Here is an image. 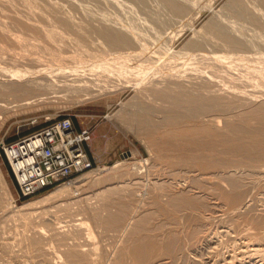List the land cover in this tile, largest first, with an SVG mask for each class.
I'll return each instance as SVG.
<instances>
[{
    "label": "rangeland",
    "instance_id": "374dc122",
    "mask_svg": "<svg viewBox=\"0 0 264 264\" xmlns=\"http://www.w3.org/2000/svg\"><path fill=\"white\" fill-rule=\"evenodd\" d=\"M165 1L167 0H0V74L8 76L11 73L10 67L28 69L29 64L38 67L41 61H32L38 55L43 59L48 57L45 61L59 57L64 58L66 63H77L78 70L84 68L83 71H87L85 74L89 75V82L97 89H92L93 96H89L88 90H83L82 93H70L66 96L60 93V97H56L51 94L33 95L34 93L32 96H21L20 93L28 90L41 92L33 87H25L23 91L0 88V94H4L0 95V111L5 119L0 122V139L4 142L12 141L68 114L76 130L87 129L90 138L98 141L99 149L107 147L104 150L107 154L105 160L91 161L84 148L89 140L83 143L88 163L86 168L61 182H65L64 184L45 187L29 197L19 201L17 199L18 203L15 204L17 195L14 179L0 154V177L3 179L0 181V192L6 195L5 208L0 211V264H65L69 249L88 253L89 261L92 259V263L95 262L93 264H144L143 253L132 248L135 243L129 237L139 220L144 217L146 220L143 228L134 232L136 234L133 237H138V241L146 246L148 264H224L223 259L229 254L228 249L239 242V233L244 234L240 229L247 228L250 222L254 228L258 224L259 228L264 226V164H244L236 155H222L221 152L218 154L196 145L198 140L204 141L198 143H206L208 140H216L222 133L233 134L227 127L234 128L236 125L229 123L238 120L236 116L240 117V112L246 113L263 104V100L260 103L261 99L249 101L247 98L251 94L260 95L259 89L247 83L233 89L227 84L229 81L225 80L223 84L208 76L201 77V80L192 78L195 84L177 78L185 83L183 88H190L189 90H192L190 84L195 86L198 83V86L205 87L206 90L204 81L209 84L219 82L212 86L208 84L210 98L209 93L199 87L197 89L203 93L194 94L195 99L190 95L189 101L184 102V96L188 95L180 94L179 99H184H180L183 102H179L181 105L178 103V95L169 96L170 100L172 98L171 103L182 106V109L173 104V107L170 106L171 103L166 104L170 102L167 92L157 88L158 85L160 87L161 80H157L160 73L156 79L151 74L157 68L149 73L144 72V76L140 74V77H135L133 71L122 70L127 69L124 65V68L112 65L115 58L123 55L130 59L133 53H141L147 47V50L153 48L157 55L165 58L156 67L167 63L165 61L169 58L188 61L192 57L197 59L198 56L212 58L220 55L231 58L235 54L249 56L250 62L252 61L241 62V65L256 63L257 67H264V24H251L247 18L237 15L232 8V0H176L186 6V12L181 16L175 14ZM244 1L257 8L258 13L264 12V8L254 0ZM62 18L67 22H60ZM216 21L228 26V29H236V33L246 39V51H233L220 38L211 36L209 25ZM91 29H103L109 34L119 33L129 39L131 45L118 48L107 46ZM210 40L214 42L209 44ZM195 41L206 45L203 53L192 52L191 44ZM47 48L59 52V55H54ZM34 52L35 54H31ZM28 54L32 55V59ZM70 57L75 60H70ZM206 61L204 65L209 66V60ZM237 62L234 60V64ZM210 65L219 67L216 65H220V62ZM186 73L193 76L192 71ZM8 77L0 78V82H9ZM146 87H151V90ZM239 88L244 90L239 91ZM223 90H228L224 93L230 95L221 94ZM150 91L163 93L158 94L160 101H153L151 96H146L152 93ZM166 97L167 101L164 100ZM260 98H264V95ZM143 117L149 119L146 125L138 123V118ZM252 117L236 122L241 126L248 125L257 132L263 131L264 122ZM220 148L222 147L219 146ZM228 177L243 181L242 189L245 190L240 193L242 198L238 196L240 200L243 199L241 203L237 198L239 205L235 202L234 206L224 199V195L230 190L224 181ZM59 188L66 191L60 196H53L54 191ZM113 191H116L115 194ZM169 194L175 195L180 201L182 207L177 212L163 200ZM48 195H51L48 200H42L34 210H30L28 204ZM160 195H163L161 200ZM109 196L110 204L114 205L113 211L119 210L120 202L134 210L132 214L127 213L129 210H123L127 211L126 219L131 223L121 233L115 232L111 227L98 225L91 213V209L105 202L102 198ZM243 201L247 204L244 205ZM10 202L13 204L10 205ZM247 220H250L249 223ZM236 228L239 229L236 231ZM63 233L69 235L64 244L55 238L57 234ZM32 235H39L43 242L39 250L26 253L27 249L21 239ZM91 261L89 264H92Z\"/></svg>",
    "mask_w": 264,
    "mask_h": 264
},
{
    "label": "bare ground",
    "instance_id": "6f19581e",
    "mask_svg": "<svg viewBox=\"0 0 264 264\" xmlns=\"http://www.w3.org/2000/svg\"><path fill=\"white\" fill-rule=\"evenodd\" d=\"M255 2H257L261 7L264 8V0H254ZM167 2V5L169 6V8L175 12V14H178V15H183L184 12H186V6L185 4L183 3H179L177 2L176 0H167L165 1ZM233 2V10L234 12L239 15V16H242V17H245L247 18L251 24H255V25H260L262 26L264 23L263 19H264V12H261L258 13V9L255 8V7H252L248 4V1H244V0H232ZM191 4V3H190ZM51 9V8H50ZM84 12V11H83ZM188 12V10H187ZM187 15V14H186ZM185 15V16H186ZM184 16V17H185ZM188 16V15H187ZM81 18V17H80ZM246 19V20H247ZM60 22H63V23H66L67 20L65 18H62L60 20ZM248 22V21H247ZM3 23V22H2ZM90 27V26H89ZM205 29V28H204ZM209 29H210V32H211V36L213 37H217V38H220L224 44L226 45V47H229L231 50L233 51H237V52H240V51H246L247 49V46H246V43H245V40L243 37L239 36L236 31L234 29H228V26H223L222 23H219V22H212V24L209 25ZM92 32L98 34L103 40L104 42L106 43L107 46H114L116 48L118 47H122V46H128V45H131V41L129 39H125L126 37H124V35H121L119 33H111L109 34L108 32L104 31L103 29H96V30H93L91 29ZM240 31V30H239ZM89 32V30H88ZM207 32V31H206ZM49 33V32H47ZM54 34V33H53ZM241 34V33H240ZM46 35V34H45ZM97 35V37H98ZM207 35V34H206ZM93 36V35H92ZM135 36V35H134ZM205 36V35H203ZM22 37V36H21ZM207 37V36H206ZM205 37V38H206ZM210 38V36H208ZM18 38V37H16ZM99 38V37H98ZM97 38V39H98ZM212 38V37H211ZM47 39V38H46ZM139 39V38H138ZM200 39V38H199ZM208 39V38H207ZM216 39V38H215ZM209 40V39H208ZM214 40V39H213ZM213 40H210L208 41V43L210 44V42H214ZM219 40V39H218ZM50 41V40H49ZM217 41V40H215ZM102 42V41H101ZM103 42V43H104ZM53 43V42H52ZM208 44V45H209ZM62 45V44H61ZM205 45V44H204ZM204 45L201 43V42H193L191 44V50L192 52H195V53H203L204 51ZM151 46V45H150ZM206 46V45H205ZM224 46V45H223ZM48 47V46H47ZM154 47V46H153ZM142 48V47H141ZM147 48V47H146ZM142 49L141 50V53H133V51L131 53H133L134 55L130 56L131 58L130 59H126L127 57H123V55L120 57V58H115L114 59V66H122L123 65L127 68V69H122V70H130V71H133L134 72V75L136 77V75H143L144 72H150L152 71V69H155L152 71V75H154V78L156 79V76L158 75L159 77L157 78V80H161V82H159L160 84V87L158 85L157 88H160V91H163V92H167L166 94L169 96H171L172 94L173 95H178V99H179V96L181 95H188V96H184V99H186L184 102L186 101H189L188 98H191L190 95H198L200 94L201 92L203 93V91L205 93H209L210 92V89L208 90L207 88L210 86H208L209 83H207V81H204V83L206 84V90H205V87H200L195 85H192V84H195L193 83L194 81H192V78L194 79H200L201 80V77L203 76H208L209 78L213 79L214 81L217 80L221 83L224 84L225 80H227L226 82L229 81V84L231 86V88H235L237 89L238 86L241 87L243 84L246 85L249 84V85H252V86H255L259 89V93L260 95H250L248 96L247 98H249V101L251 99H255V101H258L257 99H261L260 103L262 102V100L264 101V98H260L264 95V67H257L255 64L254 65H247L245 64L246 62H250V59H249V56H245V55H234V56H231V58H224L223 56H216V57H208V56H204L203 58L199 57L197 59H195V57L188 61L186 60H181L180 58H169L168 61H165L167 63L165 64H159V66L156 67V65L158 63H161V60L163 61V59L165 58H162L161 55H157L158 53L156 52V50H153V48L151 50H147V49ZM49 48H47L48 50ZM112 49V47H111ZM33 50V49H32ZM50 52H53L54 55L58 54L59 52H56V51H51L52 49L50 48L49 49ZM67 53V52H66ZM231 53V52H230ZM9 54V53H8ZM31 54H35L34 53H31ZM75 54V53H74ZM73 54V55H74ZM129 54V53H128ZM29 55V54H28ZM45 55L47 56V52L45 53ZM59 55V54H58ZM61 55V54H60ZM64 55V53H63ZM71 55V56H73ZM130 55V54H129ZM214 55V54H213ZM31 56V59H32V55H29ZM114 56V55H113ZM126 56V55H125ZM188 56V55H187ZM228 56V55H227ZM226 56V57H227ZM43 57H44V54H43ZM74 57V56H73ZM129 57V56H128ZM208 57V58H207ZM229 57V56H228ZM39 58V55L38 57ZM34 58L32 59L33 63H37V60L41 61L39 62V66L41 68H38L37 66H34V65H31L29 64L28 65V69L23 67V68H17V67H10V70L11 73L6 74V76L4 74H0V78H3V77H8V81L9 82H0V88L4 89V90H7V89H15L16 91H23L25 90V87L26 88H36L37 90H40L41 92L38 93L37 92H32L30 90H28L27 92H23V93H20L21 96H23L22 94H24L25 96L27 95H35V94H38V95H45V96H49L50 94L52 96H59L60 93L61 95H64L66 96L67 94H70L72 95V93H79V92H87V90L89 91L90 95L89 96H93L91 94V92H93V88L96 89L95 86H93L91 83L92 82H89L90 80L88 79L87 75L85 74V72L87 71H83V69L81 70H78L77 68V63H66L65 61H63L62 58H59V57H54L52 58L53 60L50 61V60H47L45 61L44 59H47V58ZM82 58V57H81ZM251 58V57H250ZM4 59V58H3ZM31 62V59L30 57L28 58ZM71 59H74V58H71L70 57V60ZM108 59V58H107ZM113 59V58H112ZM252 59V58H251ZM258 59V58H257ZM262 59V58H261ZM18 60V59H17ZM44 60V61H42ZM66 60V58H65ZM75 60V59H74ZM82 60V59H81ZM85 60V59H83ZM206 60H209L211 62L208 61V63L212 64L213 63H216V62H220V65H216V66H219V67H213L209 64L207 65H204V63H206L205 61ZM218 60V61H217ZM234 60L237 62L239 61L240 63H235L234 64ZM36 61V62H35ZM111 61V60H109ZM202 61H204V63H202ZM212 61H214L212 63ZM26 62V61H25ZM29 62V61H28ZM186 62V63H184ZM233 62V63H231ZM241 62H245L241 65ZM252 62V61H251ZM250 62V63H251ZM97 63V62H96ZM99 63V62H98ZM222 63V65H221ZM224 63V65H223ZM227 63V64H225ZM27 64V63H25ZM218 64V63H217ZM229 64V65H228ZM237 64V65H236ZM246 66H245V65ZM36 65V64H35ZM127 65V66H126ZM226 65V66H225ZM244 65V66H243ZM81 66V65H79ZM90 66V65H89ZM109 66V65H107ZM113 66V67H114ZM8 67V66H7ZM88 67V66H87ZM239 67V68H237ZM5 68V67H4ZM25 68V69H24ZM106 68V67H105ZM115 68V67H114ZM175 68V69H174ZM0 69H1V66H0ZM8 69V68H7ZM86 69V68H85ZM90 69V68H89ZM121 70V68H119ZM5 70V69H4ZM21 70H24V71H27L28 72H24V71H21ZM88 70V69H87ZM112 70V69H111ZM114 70V69H113ZM119 70V71H120ZM147 70V71H145ZM7 71V72H9ZM91 71V70H90ZM102 71V70H100ZM118 71V72H119ZM129 71V72H130ZM159 71V72H158ZM186 71H189L191 73L192 71V74L193 76L190 77L187 75ZM99 72V71H98ZM107 72V71H106ZM113 72V71H112ZM155 74H154V73ZM259 72V73H257ZM2 73V72H0ZM94 73V72H93ZM96 73V71H95ZM94 73V74H95ZM103 73V72H102ZM13 74H16V76H13ZM92 74V72L90 73ZM98 74V73H97ZM128 74V73H127ZM131 74V72H130ZM147 74V73H146ZM99 75V74H98ZM103 75V74H102ZM100 74V76H102ZM110 75V74H109ZM132 75V74H131ZM180 75V76H178ZM259 75V76H258ZM54 76V77H53ZM89 76V75H88ZM99 76V78H100ZM106 76V75H105ZM144 76V75H143ZM151 76V75H150ZM195 76V77H194ZM258 76V77H257ZM40 77H43V78H40ZM94 77V76H93ZM110 77V76H109ZM116 77V76H115ZM133 77V76H132ZM134 77V78H135ZM140 77V76H139ZM149 76L147 75V78ZM184 77V78H183ZM46 78V79H45ZM106 78V77H105ZM128 78V77H127ZM146 78V77H145ZM152 78V77H151ZM177 79V78H181L186 80V81H189L190 84L192 87V90H189V89H186V88H183V86H185V83H181L179 79L177 80H173V79ZM206 78V77H204ZM208 78V79H209ZM104 79V78H102ZM101 79V80H102ZM117 79V77H116ZM139 79V78H138ZM137 79V80H138ZM149 79V78H148ZM237 80L238 82L236 83L235 80ZM100 80V79H99ZM122 80V79H121ZM136 80V79H135ZM147 80V79H146ZM150 80V79H149ZM170 80V81H169ZM179 80V81H178ZM210 80V79H209ZM208 80V81H209ZM7 81V79H6ZM92 81H93V78H92ZM105 81V80H104ZM112 81V80H110ZM109 81V82H110ZM116 81V80H115ZM145 81V80H144ZM148 81V80H147ZM199 81V80H198ZM211 81V80H210ZM235 81V82H234ZM99 82V81H98ZM137 82V81H135ZM146 82V81H145ZM185 82V81H184ZM217 82V83H219ZM97 83V82H96ZM102 83V82H101ZM125 83V82H124ZM143 83V82H142ZM201 83V82H199ZM211 83V82H210ZM213 83V82H212ZM217 83L215 82V84H209V85H217ZM243 83V84H242ZM187 84V83H186ZM226 84V83H225ZM242 84V85H241ZM103 85V84H102ZM105 85V84H104ZM103 85V86H104ZM134 85H136L134 83ZM145 85V83H144ZM151 85V84H149ZM188 85V87L190 86ZM199 85H202V84H199ZM241 85V86H240ZM100 86V84H99ZM102 86V87H103ZM147 86V85H146ZM152 86L153 83H152ZM174 86V87H172ZM204 86V85H203ZM224 86V85H223ZM251 86V87H252ZM197 87L203 89V91H199L197 89ZM222 87V86H221ZM225 87V86H224ZM227 87V86H226ZM225 87V88H226ZM245 87V86H243ZM98 88V87H97ZM106 88V87H104ZM103 88V89H104ZM141 88V87H140ZM148 88V87H146ZM156 88V87H155ZM156 88V89H157ZM217 88H220V86H218ZM230 88V89H231ZM246 88V87H245ZM102 89V88H100ZM144 89V88H143ZM149 90H151V87L148 88ZM170 89V90H168ZM227 89L229 90V88L227 87ZM33 90V89H32ZM84 90V91H83ZM146 90V93L147 92V89ZM144 90V91H145ZM172 90V91H171ZM220 90V89H219ZM228 90H223V92L221 94L224 93V91H228ZM239 91L240 90H244V89H241L239 88L238 89ZM1 91V90H0ZM153 91V90H152ZM150 91V92H152ZM174 91H177L174 93ZM199 91V93L197 92ZM230 91H233V90H230ZM81 92V93H82ZM217 92V91H216ZM235 92V91H234ZM243 93H246L245 91H242ZM7 93V92H6ZM87 93V94H89ZM94 93V92H93ZM156 93V94H155ZM215 94V92H212ZM218 93V92H217ZM216 93V94H217ZM226 93V92H225ZM224 93V94H225ZM233 93V92H231ZM86 94V95H87ZM158 94L160 95H163V93H159V91H154L150 94H146V96H151V98L154 100H157V101H160L159 98H158ZM181 94V95H180ZM219 94V93H218ZM229 94V93H227ZM225 94V95H227ZM237 94V93H236ZM249 94V93H248ZM0 95H4V94H0ZM18 95V93H17ZM15 95V96H17ZM85 95V94H84ZM159 95V96H160ZM166 95V96H167ZM203 95V94H202ZM210 98V93L208 94ZM230 95V94H229ZM233 95V94H231ZM19 96V95H18ZM32 96V95H31ZM144 96V97H146ZM155 96V97H154ZM206 96V95H205ZM214 96V95H213ZM212 96V97H213ZM224 96V95H223ZM235 96V95H233ZM4 97V96H3ZM60 97V96H59ZM69 97V96H68ZM66 97V98H68ZM162 97V96H161ZM172 97V96H171ZM211 97V98H212ZM219 97V96H218ZM1 98V97H0ZM11 98V97H10ZM22 98V97H21ZM163 98V97H162ZM215 98V97H214ZM3 99V98H2ZM1 99V100H2ZM13 99V98H12ZM149 101H152L150 100V98H148ZM170 100V97L168 98ZM167 97L166 99L164 100H168ZM181 99V98H180ZM179 99L178 103L181 102ZM183 99V100H184ZM194 99H195V96H194ZM203 99V98H202ZM14 100V99H13ZM146 100V99H145ZM172 100V98H171ZM171 100L170 102H167L166 104H169L171 103ZM182 100V99H181ZM182 100V101H183ZM191 100V99H190ZM198 100V99H197ZM217 100V99H216ZM10 101V100H9ZM163 101V99L161 100ZM176 101V100H175ZM204 101V100H203ZM11 102V101H10ZM232 102V101H231ZM8 103V102H7ZM162 103V102H161ZM183 104V102H181ZM211 103V102H210ZM259 103V102H258ZM257 103V104H258ZM143 104V103H142ZM152 104V102H151ZM157 104V102H156ZM173 103H171L170 106H172ZM180 104V103H179ZM197 104V103H196ZM165 105V104H163ZM168 105V106H169ZM181 105V104H180ZM180 105H174L173 106H177V107H180ZM200 105V104H199ZM245 105V104H244ZM259 105V104H258ZM172 106V107H173ZM187 106H189L187 104ZM192 106V105H191ZM194 106V105H193ZM237 106V105H236ZM246 106V105H245ZM11 107V106H10ZM170 107V108H172ZM232 107V106H231ZM0 108H1V105H0ZM176 108V107H175ZM173 108V109H175ZM182 108V106L180 107ZM192 108V107H191ZM190 108V109H191ZM172 109V110H173ZM183 109V108H182ZM194 109V108H193ZM206 109V108H205ZM227 109V108H225ZM250 109V108H249ZM178 110V109H177ZM181 110V109H179ZM186 110V109H185ZM183 110V111H185ZM201 110V109H200ZM171 111V110H170ZM174 112V111H173ZM182 112V110H181ZM214 112V111H213ZM170 113V112H169ZM185 113V112H184ZM239 113V112H238ZM177 114V113H176ZM241 114H244V115H241ZM2 113L0 111V122H2L3 120H5L4 118H2ZM136 115V114H135ZM238 115V114H236ZM8 116V115H7ZM6 116V117H7ZM224 116V115H223ZM240 117L236 116L237 118H239L240 120H246L247 118L249 117H252L254 116L255 118L257 119H260L262 122H264V102L263 104L261 103V105L259 106H255L254 108H252L250 111H247L245 113H241L240 112ZM5 117V118H6ZM138 117V116H136ZM235 117V115H234ZM235 117V118H236ZM254 117H252L254 119ZM134 118V117H133ZM236 118V119H237ZM137 120V118H134ZM238 119V120H239ZM140 124H147L149 119L147 117H143V118H138ZM236 120V121H238ZM135 121V120H134ZM236 121L232 122V123H229V124H233V126H235L234 128H230V127H227L228 131L230 132H233V134H230L229 132L228 133H222V135H218V138L216 140H208L206 141V143H198V142H204V141H196V145L200 148H204L205 150V147L207 149H209L210 151H214L215 153H220L222 155L224 154H232V155H236L238 158H239V161L244 163V164H248L250 165L251 163H254V164H259V163H263L264 164V130L261 131V132H257L255 131L252 127H249L248 125H242L244 127H242L241 125H238L240 123H237ZM136 122V121H135ZM3 126V125H2ZM257 134V135H256ZM221 136V137H220ZM90 139V138H89ZM219 146H221L222 148L219 149ZM203 150V151H204ZM252 165V164H251ZM214 166V165H213ZM222 167V166H221ZM226 168V167H225ZM223 170V169H222ZM227 170V169H226ZM225 170V171H226ZM221 171V170H220ZM228 171V170H227ZM230 171V170H229ZM232 171V170H231ZM241 172V171H240ZM234 173V172H233ZM232 173V174H233ZM215 174V173H214ZM220 174V173H219ZM223 174V173H222ZM236 174V173H235ZM213 176V175H212ZM223 176V175H222ZM233 176V175H232ZM245 176V175H244ZM224 177V176H223ZM214 178V176H213ZM240 178V177H239ZM222 179V178H221ZM245 179V178H244ZM3 180L1 177H0V181ZM80 181V180H79ZM217 181V180H216ZM215 181V182H216ZM224 181L228 184L227 187H230V190L229 192H227L224 196L226 199L225 201H229V203L231 202L232 204L233 203H237V198H239L238 196H240V193L241 191L245 190V189H242V182L240 179H235L233 177H228L226 179H224ZM4 182V181H2ZM223 182V183H225ZM65 183V182H64ZM64 183H61V184H64ZM59 184V185H61ZM220 184V183H219ZM1 185V184H0ZM57 184V186H59ZM183 185V184H181ZM224 185V184H223ZM66 186V185H65ZM225 186V185H224ZM157 187V186H156ZM160 189H163L161 188L160 186H158ZM63 188V187H62ZM222 188V187H221ZM242 189V190H241ZM65 190V189H64ZM62 190L61 188H59L58 190L54 191L53 193V196L57 197V196H60L62 194H64V191ZM251 190V189H250ZM249 190V192H250ZM253 191V190H252ZM68 192V191H67ZM114 192V191H113ZM116 192V191H115ZM114 192V194H115ZM184 192V191H183ZM187 192V191H186ZM246 193V191H244ZM244 192H242L244 194ZM247 192V193H249ZM246 193V194H247ZM245 194V195H246ZM5 194H3L2 192H0V211L4 210L5 208ZM51 195H48V196H45L44 198L42 199H39L37 200L36 202H33V203H30L28 204L30 210H34L37 205L42 201V200H45L47 198H49ZM112 196V195H111ZM248 196V195H247ZM250 196H252L250 194ZM250 196L248 199H250ZM160 200L161 198L163 199V195H160ZM241 197V196H240ZM16 198V197H15ZM53 198V197H51ZM50 198V199H51ZM242 198V197H241ZM243 198H244V195H243ZM246 198V197H245ZM178 198L175 196V195H171L169 194L167 197H165L163 200H165V203L167 204H170L173 206V209H175L174 211L177 212V210L182 207L180 206V201L177 200ZM200 199V198H199ZM253 199V197H252ZM48 200V199H47ZM102 201L105 200V202H103L102 205H98L99 207L97 208H93L91 209V213H92V216L93 218L95 219L96 223L98 225H105L107 227H111V229L113 228L115 230V232H123L126 228H128L129 224L131 223L130 221H128L126 219V216H127V213H130L132 214L134 211L132 208H127L124 204H122L120 202V204H118V208L119 210L118 211H113L112 210V207H114V205L110 204L111 202V198L110 196L109 197H105V198H102L101 199ZM182 200V199H181ZM243 199L239 200L240 203L242 202ZM113 201V200H112ZM247 201V200H246ZM246 201L244 202V205H246ZM44 202V201H43ZM248 202V201H247ZM11 203L13 204V202H10L9 204L11 205ZM15 203H18L17 202V198L15 199ZM20 203V202H19ZM42 203V202H41ZM184 203V201H183ZM189 203V202H188ZM239 203V204H240ZM249 203V202H248ZM190 204V203H189ZM231 204V205H232ZM238 204V205H239ZM183 205V204H181ZM234 205V204H233ZM232 205V206H233ZM231 206V207H232ZM235 206V205H234ZM254 206V205H251V207ZM88 207V206H87ZM90 207V206H89ZM96 207V206H95ZM117 207V206H116ZM249 206L250 209H253ZM263 207V206H262ZM86 208V207H85ZM91 208V207H90ZM117 208V209H118ZM235 208V207H234ZM248 208V207H247ZM248 208V209H249ZM28 209V207L26 208ZM126 209V210H129V212H124L123 210ZM161 210V209H160ZM263 210V209H262ZM24 211V210H23ZM89 211V210H88ZM233 211V210H232ZM241 211V210H240ZM33 212V211H32ZM252 212V211H251ZM250 212V213H251ZM264 213V211H262ZM31 214V212H28V214ZM234 213V212H233ZM255 214V212H252ZM251 213V214H252ZM261 213V212H260ZM90 214V213H89ZM129 214V215H130ZM178 214V213H177ZM246 214V213H245ZM254 214H253V217H254ZM128 215V216H129ZM247 215V214H246ZM258 215V214H257ZM91 216V217H92ZM144 216V215H142ZM250 216V215H249ZM228 217H230V215H228ZM233 217V216H231ZM256 217V216H255ZM128 218V217H127ZM137 218V217H136ZM143 218V217H142ZM259 218V217H258ZM263 218V217H262ZM261 218V219H262ZM244 219V218H243ZM248 219V217L246 218ZM146 218L144 217L143 219L139 220V224H137V226H135V228L133 230H130V231H133L131 232L130 234V239L131 241H133L135 243V246H134V243H133V246L131 247L132 248H135V250L139 251V252H142L143 253V260H144V264H148L147 263V256H146V252L145 250L147 249L145 245H143V243L141 241H138L140 239H137L138 237H133V234L134 232L140 230L143 228V225H144V222H145ZM239 220V219H238ZM258 220V219H257ZM240 221V220H239ZM245 221V219H244ZM243 223H246L250 220H247L246 222ZM255 221V219L253 220V222ZM95 223V224H96ZM137 223V222H136ZM246 223V225L248 224ZM234 224H236L234 222ZM240 224V223H239ZM238 224V225H239ZM250 225L247 227V228H243V229H240L241 233H244V234H240L239 233V242L236 243V244H233V246H231L230 250L228 249L229 251V254L227 257H225L223 259V262L224 264H264V226L262 228H259L260 226H256L255 228L253 226H251V222L249 223ZM256 224V223H255ZM54 225V223H53ZM237 225V226H238ZM236 226V227H237ZM241 226V225H240ZM53 227V226H52ZM102 227V226H101ZM133 227V226H132ZM242 227V226H241ZM42 228V227H41ZM63 228V227H62ZM240 228V227H239ZM239 228H236V231L237 229ZM39 229V228H38ZM56 229V228H55ZM57 231V230H56ZM55 231V232H56ZM53 233H54V230H53ZM57 233V232H56ZM136 234V233H135ZM134 234V235H135ZM236 235V233H235ZM69 235L67 234H57L55 236L56 240L59 242V243H66L67 241V238H68ZM73 236V234H72ZM237 236V237H238ZM241 236V237H240ZM133 237V238H132ZM222 237V236H221ZM235 237V236H234ZM71 238V236H70ZM129 239V238H128ZM129 239V240H130ZM236 239V238H234ZM120 240V239H119ZM21 241L25 244V247H26V253L30 252L32 253L33 251H36V250H39L40 249V246L42 245V237H40L39 235H32L30 237H23L21 239ZM20 241V242H21ZM235 241V240H234ZM260 241H263V242H260ZM236 242V241H235ZM130 243V242H129ZM21 244V243H19ZM132 244V243H131ZM147 244V243H146ZM122 245V244H121ZM213 246V245H212ZM123 248V247H122ZM129 248V246H128ZM216 248V247H215ZM69 249V248H68ZM126 249V247L124 248ZM22 250H24L23 246H22ZM121 250V249H120ZM226 251V250H225ZM224 251V252H225ZM124 251H122L123 253ZM128 252V251H127ZM126 252V253H127ZM120 253V252H119ZM130 253H132L130 251ZM138 253V252H137ZM137 253H135L137 255ZM118 254V253H117ZM116 254V255H117ZM134 254V255H135ZM148 254V253H147ZM121 255V253H120ZM119 255V256H120ZM123 255V254H122ZM127 255V254H126ZM133 255V253H132ZM149 255V254H148ZM91 257V256H90ZM118 258V256H117ZM95 259V258H94ZM142 259V258H141ZM92 259H90L91 261ZM89 255L88 253L86 252H81V251H78V249H69V251L66 252V261L64 262L65 264H89ZM146 261V262H145ZM97 262V261H96ZM92 263V261H91ZM95 263V262H93ZM92 263V264H93Z\"/></svg>",
    "mask_w": 264,
    "mask_h": 264
},
{
    "label": "built area",
    "instance_id": "2783aa9c",
    "mask_svg": "<svg viewBox=\"0 0 264 264\" xmlns=\"http://www.w3.org/2000/svg\"><path fill=\"white\" fill-rule=\"evenodd\" d=\"M89 138L87 129L74 128L68 114L12 141L1 138L0 154L14 179L18 201L86 168L82 145Z\"/></svg>",
    "mask_w": 264,
    "mask_h": 264
},
{
    "label": "crops",
    "instance_id": "0c3cea01",
    "mask_svg": "<svg viewBox=\"0 0 264 264\" xmlns=\"http://www.w3.org/2000/svg\"><path fill=\"white\" fill-rule=\"evenodd\" d=\"M84 148H85L87 157L91 161H96V160H99L100 161V160H105L107 158L106 157L107 154L104 152V150L107 147H105V149H99V147H98V141H96L93 137H92V139L91 138L89 139L88 143L85 144V147Z\"/></svg>",
    "mask_w": 264,
    "mask_h": 264
}]
</instances>
